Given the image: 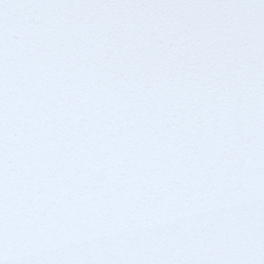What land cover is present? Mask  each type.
<instances>
[{
	"label": "snow or ice",
	"instance_id": "1",
	"mask_svg": "<svg viewBox=\"0 0 264 264\" xmlns=\"http://www.w3.org/2000/svg\"><path fill=\"white\" fill-rule=\"evenodd\" d=\"M0 264H264V0H0Z\"/></svg>",
	"mask_w": 264,
	"mask_h": 264
}]
</instances>
